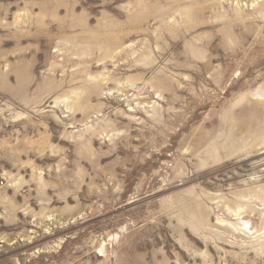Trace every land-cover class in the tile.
<instances>
[{"label":"rangeland","instance_id":"374dc122","mask_svg":"<svg viewBox=\"0 0 264 264\" xmlns=\"http://www.w3.org/2000/svg\"><path fill=\"white\" fill-rule=\"evenodd\" d=\"M262 190L264 0H0V264H264Z\"/></svg>","mask_w":264,"mask_h":264},{"label":"bare ground","instance_id":"6f19581e","mask_svg":"<svg viewBox=\"0 0 264 264\" xmlns=\"http://www.w3.org/2000/svg\"><path fill=\"white\" fill-rule=\"evenodd\" d=\"M262 199H264V191L262 190V194L260 195ZM234 210V209H233ZM231 212V211H230ZM233 215L235 218L240 219L241 218V212L239 209L233 211ZM243 225V226H242ZM237 226V225H236ZM239 231L245 233V234H251L250 228L248 226L247 221H243L241 225L237 228Z\"/></svg>","mask_w":264,"mask_h":264}]
</instances>
